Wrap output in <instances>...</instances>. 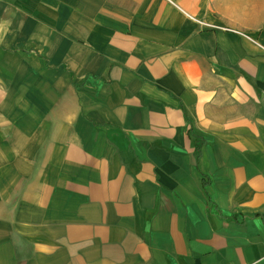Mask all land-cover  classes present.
<instances>
[{
  "label": "crops",
  "instance_id": "crops-1",
  "mask_svg": "<svg viewBox=\"0 0 264 264\" xmlns=\"http://www.w3.org/2000/svg\"><path fill=\"white\" fill-rule=\"evenodd\" d=\"M0 264H264L261 0H0Z\"/></svg>",
  "mask_w": 264,
  "mask_h": 264
},
{
  "label": "rangeland",
  "instance_id": "rangeland-1",
  "mask_svg": "<svg viewBox=\"0 0 264 264\" xmlns=\"http://www.w3.org/2000/svg\"><path fill=\"white\" fill-rule=\"evenodd\" d=\"M262 1V5H264V0H261Z\"/></svg>",
  "mask_w": 264,
  "mask_h": 264
}]
</instances>
